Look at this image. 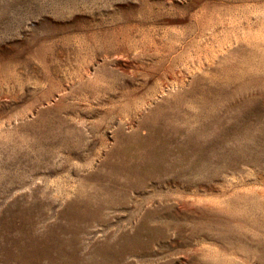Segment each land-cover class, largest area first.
<instances>
[{
  "label": "rangeland",
  "instance_id": "obj_1",
  "mask_svg": "<svg viewBox=\"0 0 264 264\" xmlns=\"http://www.w3.org/2000/svg\"><path fill=\"white\" fill-rule=\"evenodd\" d=\"M0 264H264V0H0Z\"/></svg>",
  "mask_w": 264,
  "mask_h": 264
}]
</instances>
